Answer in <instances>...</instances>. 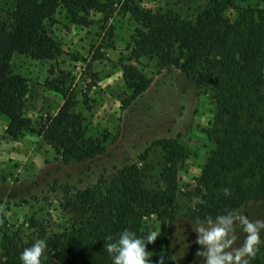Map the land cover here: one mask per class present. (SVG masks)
Returning <instances> with one entry per match:
<instances>
[{
    "label": "trees",
    "instance_id": "1",
    "mask_svg": "<svg viewBox=\"0 0 264 264\" xmlns=\"http://www.w3.org/2000/svg\"><path fill=\"white\" fill-rule=\"evenodd\" d=\"M58 8L80 25L90 23L91 11L102 9L98 0H15L9 18H0V115L12 138L36 133L68 163L103 153V140L86 135L76 100L61 76L45 82L63 98L57 112L39 120L26 115L27 80L12 70L15 53L34 59H53L59 53L49 30ZM119 8L137 24L130 59L147 55L159 67L178 68L214 100L204 128L213 147L188 190L189 197L198 199L190 219L199 223L249 202L264 203V6L206 0L189 16L125 0ZM228 8L235 10L234 20L226 15ZM122 75L130 99L148 86L149 80L131 63L122 65ZM156 143L170 162L159 172L156 186H147L140 168L129 163L100 174L86 187L61 186L57 206L63 221L55 228L38 225L33 217L9 223L0 213V264H21L22 249L40 238L48 245L43 264H111L103 237L115 238L125 228L143 234L152 215L165 227L178 190L177 164L186 157V147L172 138ZM224 188L230 195H224ZM163 254L167 264H176L170 252ZM160 255L153 253V264ZM251 264H264V246Z\"/></svg>",
    "mask_w": 264,
    "mask_h": 264
},
{
    "label": "rangeland",
    "instance_id": "2",
    "mask_svg": "<svg viewBox=\"0 0 264 264\" xmlns=\"http://www.w3.org/2000/svg\"><path fill=\"white\" fill-rule=\"evenodd\" d=\"M125 1L154 9L171 8L187 16L197 13L206 2ZM98 2L102 9L90 12L88 25L71 22L66 11L58 8L49 30L59 53L53 59L15 53L12 70L27 80L24 110L33 120L57 112L63 98L45 82L64 77L67 92L76 100L75 110L83 117L86 135L103 140L105 151L65 163L36 133L12 138L5 132L6 118L0 115V213L9 223L21 224L33 217L38 225L55 228L63 221L57 206L61 186L86 187L100 174L129 163L140 168L147 186H156L159 172L170 165L156 142L172 138L186 147V157L177 164L173 213L165 227L161 224V235L148 250L159 255L168 251L176 264H204L196 255L200 246L194 242L193 229L198 223L189 217L198 199L189 197L188 190L213 147L204 133L215 110L212 95L196 88L178 68L159 67L147 55L130 59L131 35L137 24L119 8L124 0ZM234 2L264 6V0ZM14 5L15 0H0V18H9ZM226 15L234 20L235 10L228 8ZM125 63L133 64L149 80L147 88L133 99L122 75ZM238 210L250 219H264V203L249 202ZM153 223L158 227L161 222L154 215L145 220L146 232ZM237 232L240 243L244 234L239 227ZM261 237L264 239V232Z\"/></svg>",
    "mask_w": 264,
    "mask_h": 264
},
{
    "label": "clouds",
    "instance_id": "3",
    "mask_svg": "<svg viewBox=\"0 0 264 264\" xmlns=\"http://www.w3.org/2000/svg\"><path fill=\"white\" fill-rule=\"evenodd\" d=\"M222 191L230 195V189ZM162 223L158 227L153 223L150 231L140 235L125 228L115 238L111 234L103 237V247L111 257V264H153V253L147 246L161 235ZM237 227L244 234L240 243H237ZM193 231L196 233L194 242L200 246L196 255L203 258L204 264H251L260 246L264 245L261 237L264 219H250L239 210L205 216ZM47 246L46 239L40 238L24 247L19 254L21 264H43ZM167 261L168 256L162 252L155 264H167Z\"/></svg>",
    "mask_w": 264,
    "mask_h": 264
}]
</instances>
